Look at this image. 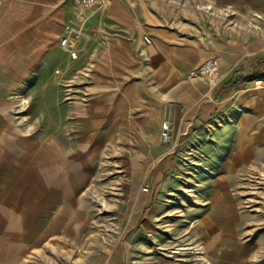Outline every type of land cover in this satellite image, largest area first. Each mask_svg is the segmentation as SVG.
Here are the masks:
<instances>
[{
  "label": "crops",
  "instance_id": "0c3cea01",
  "mask_svg": "<svg viewBox=\"0 0 264 264\" xmlns=\"http://www.w3.org/2000/svg\"><path fill=\"white\" fill-rule=\"evenodd\" d=\"M66 25L81 35L65 47ZM214 57L222 70L218 85L187 78L186 92L177 96L180 78ZM81 64L116 71L92 76L87 104L64 88L76 81ZM38 87L44 102L41 188L33 191L32 164L18 175L10 149L32 146L27 120ZM162 99L183 102L188 125L199 114V126L190 129L200 127L195 136L202 146L218 149L213 181L227 178L222 149H234L232 179H240L235 149H264V0H117L93 14L79 13L72 0H6L0 6V264L137 262L146 247L145 227L137 228L141 217L120 221L121 233L111 235L112 220H98L100 212L110 215L107 204H94L92 191L73 187L59 149L75 140L70 133L81 116L88 117L90 132H127L131 109L141 110L143 121L156 114L146 111L145 101ZM138 125L144 129V122ZM54 148L50 157L47 149ZM195 207L200 216L191 232L207 243L208 208ZM218 217L211 223L218 226Z\"/></svg>",
  "mask_w": 264,
  "mask_h": 264
},
{
  "label": "rangeland",
  "instance_id": "374dc122",
  "mask_svg": "<svg viewBox=\"0 0 264 264\" xmlns=\"http://www.w3.org/2000/svg\"><path fill=\"white\" fill-rule=\"evenodd\" d=\"M75 39L72 36L69 45ZM191 70L180 78L177 96L186 92L187 78L217 86L222 77L221 70L220 76L212 82L191 76ZM74 74L76 81L64 88H72L69 91L76 101L87 104L92 76L114 75L116 71L81 64ZM39 87L31 93L33 115L27 120L32 126L29 128L32 146L10 149L16 157L18 175L32 164L33 191L41 188L42 149L39 144L44 102ZM243 90L247 91L248 86L245 85ZM50 91H56V88ZM145 105L151 107L146 111H156V114L145 116L141 121L142 116L138 115L141 110L131 109L127 132H90L85 125L88 117L81 116L76 130L70 133L74 134L75 140L59 149L67 157L66 162L61 160L60 163H64L66 174L73 179V187L92 191L91 202L94 204H107L110 215L100 212L98 220H112L110 232L113 236L122 231L117 226L120 221L130 223L141 217L137 228L145 227L146 247L138 255L139 262L133 264H264V162L259 163V158L264 157V149H235L240 151L236 157H241L240 179H232L234 149H222L221 172L227 178L213 181L218 172V149L202 146L199 135L195 136L200 127L190 129V125L199 126V114L189 117L193 124L188 125L183 102L162 99L145 101ZM167 108L171 113L165 130ZM142 122L144 129L137 126ZM193 136L194 140L190 142ZM101 139H106V145L100 146L104 143ZM26 142L28 144L30 140ZM47 150L50 157L58 151L57 148ZM216 183L220 186H212ZM202 204L208 208L210 217L207 243L203 244L199 234L191 232L192 220L200 216V210L195 206ZM219 215L223 221L218 220V226L212 224ZM97 228L101 230L102 224Z\"/></svg>",
  "mask_w": 264,
  "mask_h": 264
},
{
  "label": "built area",
  "instance_id": "2783aa9c",
  "mask_svg": "<svg viewBox=\"0 0 264 264\" xmlns=\"http://www.w3.org/2000/svg\"><path fill=\"white\" fill-rule=\"evenodd\" d=\"M5 1L6 0H0V6H2ZM116 1L117 0H72L75 8L85 11L88 14H93L99 10L109 8ZM65 32L66 36L61 39V44L65 47L68 45L70 37L75 36V38L77 39L81 35L80 29L74 28L71 25L65 26ZM71 57H77L76 50L71 51ZM220 72V60L214 57L207 60L199 67L193 68L190 71V75L201 79H210V81L213 82L215 78H218L220 76Z\"/></svg>",
  "mask_w": 264,
  "mask_h": 264
},
{
  "label": "water",
  "instance_id": "95a60500",
  "mask_svg": "<svg viewBox=\"0 0 264 264\" xmlns=\"http://www.w3.org/2000/svg\"><path fill=\"white\" fill-rule=\"evenodd\" d=\"M168 119H169V108L166 109V113H165V123H164L165 130L168 127Z\"/></svg>",
  "mask_w": 264,
  "mask_h": 264
},
{
  "label": "trees",
  "instance_id": "16d2710c",
  "mask_svg": "<svg viewBox=\"0 0 264 264\" xmlns=\"http://www.w3.org/2000/svg\"><path fill=\"white\" fill-rule=\"evenodd\" d=\"M234 83H235V81L234 82L227 83L228 85H226V86L234 85Z\"/></svg>",
  "mask_w": 264,
  "mask_h": 264
}]
</instances>
